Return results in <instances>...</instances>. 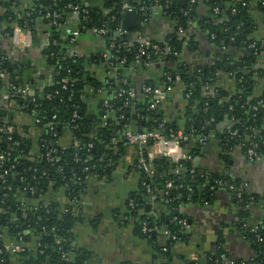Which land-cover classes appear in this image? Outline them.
<instances>
[{"label":"trees","instance_id":"16d2710c","mask_svg":"<svg viewBox=\"0 0 264 264\" xmlns=\"http://www.w3.org/2000/svg\"><path fill=\"white\" fill-rule=\"evenodd\" d=\"M30 1L29 8L16 13L19 0H0V38L10 36L14 26L33 35L36 22L42 20L51 24L46 14L55 13L58 24H51L54 29H62L64 20L73 22L79 33L104 28L106 32L100 36L105 42V51L83 58L78 54L70 55L60 42L51 43L42 53L51 69L50 81L42 88L34 87V96L29 92L21 93L23 88H33L30 75L26 73L29 64L12 66L0 54L1 101L5 99L1 105L0 125L9 124L8 118L14 112H21L33 121L40 120L35 125L40 134L35 145L24 126L14 129L10 140L8 135L0 133V152L9 154L0 164V176H3L0 178V228H7L13 238L30 242L32 232L38 239L37 246L25 253L10 254L2 249L0 264H88L92 259L91 251L72 246V229L81 215L72 208L67 212L63 209L67 207V200L83 194L89 178L109 179L116 168L123 153L120 131L125 124L131 125L133 110L123 107V98L113 99L112 93L128 89L122 80L126 81L130 68L142 73L155 69L159 74L157 86L180 88L186 102L179 124L165 121L161 115H156V110H149L154 98L144 91L136 95L133 107L140 131L156 130L167 139H175L187 157L174 162L167 156H156L147 164L151 174L138 169L136 163L134 168L140 175L138 191L128 198L125 211L118 215L130 222L134 234L152 247V264H175L172 248L175 242H186L188 237L186 229H181L178 223L184 220L187 224L182 207L209 201L214 191L210 186L215 180L233 184V192L239 193L240 209L260 201L264 209V198L258 199L242 182L217 174L200 176L195 165L205 147L215 142L223 153L238 149L244 156L251 144H256V157H264V90H256V80L264 77V69L257 65L264 57V44L253 38L256 22L250 14L251 5L255 4L264 17V0H192V3L189 0L184 7L179 0H102L97 6H88L83 0ZM70 4L77 6L80 12L74 15L68 8ZM126 6L135 10L139 23L135 29L117 36L114 28L121 23ZM140 7L146 8L145 11H140ZM155 7L173 23V29L162 42H152L162 48L169 47L171 52L159 57L148 49L150 58H141V63L136 65L134 56L139 41L134 34L141 29L142 22L149 21ZM200 7L205 9L204 15L198 14ZM193 26L206 34L217 51L212 63H184L185 51H194L191 35H187ZM252 43L256 45L251 47ZM235 52L239 53L237 58L233 56ZM104 54L111 60L105 59ZM110 64L115 69L112 79L92 76L89 71V67L104 69ZM175 77L179 78L178 82H174ZM145 86L156 87L151 80ZM106 99L110 105L108 111L103 107ZM11 101L14 108L7 106ZM47 123L54 127L55 137ZM221 124L227 127L221 129ZM63 135L70 138L66 146L58 143ZM202 136L207 137L206 145L198 142ZM89 144L91 147L87 146ZM32 147L37 148L36 154H31ZM49 150L56 151L52 161L45 156ZM143 154L147 158L146 153ZM84 168L88 170L85 172ZM168 182L171 183L169 189L166 188ZM29 187H34L35 195L28 193ZM218 189L223 188L217 186L215 191ZM55 192H61L66 202L63 203V199V204L44 205L40 198ZM32 203L42 208L31 212L28 208ZM23 209L27 210L25 217L21 216ZM46 209L51 211L46 214ZM12 214L16 218L14 222L10 219ZM143 223L152 230L149 234L142 232ZM238 224L241 226L240 222ZM258 234L262 239L258 242L253 234H246L253 243L254 254L243 264H264V220L258 226ZM172 235L176 236V241L171 240ZM221 242L218 235L210 264H223L221 257L225 252Z\"/></svg>","mask_w":264,"mask_h":264},{"label":"crops","instance_id":"0c3cea01","mask_svg":"<svg viewBox=\"0 0 264 264\" xmlns=\"http://www.w3.org/2000/svg\"><path fill=\"white\" fill-rule=\"evenodd\" d=\"M101 1L83 0L88 6L100 5ZM30 3V0H19L16 13L29 8ZM188 3L189 0H187ZM254 6L255 4L250 8V14L256 22L253 38L264 44V17ZM197 11L199 15H204L205 9L200 7ZM123 16L124 11L121 22L124 20ZM68 22L71 29H77L73 22ZM138 23L137 20L136 26L130 30L135 29ZM61 27L62 29H54L47 22L37 21L32 35V44L24 51H19L13 46L10 36L0 38V54L12 66L22 63L29 64L26 73L30 75L33 88L27 87L22 90L26 89L30 95L33 93L31 96L35 95V88H42L50 81L51 69L46 65L42 53L51 43L55 45L56 41L60 42L61 46L68 48L70 55L73 52V55L78 54L83 58L100 55L105 51V42L100 34L94 31L82 32L74 42L70 43L64 32V27ZM140 27L141 29L134 34L138 41L162 42L172 32L173 23L162 14L159 7H155L149 21L142 22ZM187 35H191L194 51H185L184 63L186 65L212 63L217 51L208 41L206 34L193 26L190 27ZM238 54L235 52L233 56L237 58ZM257 65L264 69V57L259 60ZM110 68H112L110 65L104 69L89 67V71L92 76L112 79L115 69L110 70ZM158 75L155 69L142 73L136 68H130L127 71L126 81L122 80V82L128 85V89H131L136 95H140L147 87L145 86L147 81L151 80L158 87ZM6 83L7 81L4 82V84ZM256 90H264V77L256 80ZM1 100L2 95L0 96V111L5 99ZM185 105L181 89L171 87L159 106L160 115L165 121L179 124ZM7 106L8 108L15 107L12 101L8 102ZM136 119L137 117L131 119V129L137 126ZM8 122L7 125L13 130L20 129L22 126L26 127L32 142L34 145L36 144L40 134L31 117L21 112H14L8 118ZM226 127V124L220 125L221 129ZM58 143L61 146L68 145L70 143L69 136L63 135ZM122 148L123 153L119 157L112 176L109 179L101 180L90 178L81 196L78 209L81 216L80 221L75 223L72 229L74 238L72 246L92 252V259L88 264H152L153 261L152 247L146 240L134 234L133 225L130 222L122 220L118 215L123 214L126 201L138 191L140 175L134 167L141 154L145 152L155 158L160 153L157 147L153 146L123 145ZM37 152V148L32 147L31 154ZM195 165L200 176L210 177L217 174L230 180L240 181L258 199L264 198V157L249 159L238 149H232L226 154L215 142L205 147ZM233 191L226 188L214 190L209 201L188 203L182 207V212L187 218L186 234L188 237L186 242L174 243L172 259L175 264H190L192 262L194 264H210L217 249L218 235L222 238L221 248L225 252V256L221 257L223 264L242 263L254 254L253 243L247 237L243 224L249 227H258L262 224L264 220L263 203L262 201L251 203L240 209L237 196L232 195ZM54 199L61 200L64 197L61 192H55L45 197L47 202ZM241 214L242 217L239 218L238 216ZM96 219L97 221L94 223ZM239 222L241 226L238 224Z\"/></svg>","mask_w":264,"mask_h":264},{"label":"built area","instance_id":"2783aa9c","mask_svg":"<svg viewBox=\"0 0 264 264\" xmlns=\"http://www.w3.org/2000/svg\"><path fill=\"white\" fill-rule=\"evenodd\" d=\"M193 2V1H191ZM68 8L72 11V13L74 15L78 14L80 12V9L77 6H73V5H68ZM132 8L126 6L124 7V11L125 10H131ZM146 8L144 7H140V11H145ZM84 14H86L87 12L85 10H82ZM46 18L49 22H51L52 25H57V15L55 13H47L46 14ZM147 21V20H145ZM144 21V22H145ZM69 22L67 20H64L61 22V26L64 27V32L68 37V41L70 43L74 42L76 37L79 35V30L78 29H71L69 24ZM95 32V31H94ZM106 31L104 28L99 29L98 31H96V33L102 35L104 34ZM114 32L117 34V36L120 35H124L127 33V31H125L122 26L121 23L117 25L116 28H114ZM11 38V43L13 44V46L18 49L19 51H24L26 49H28L31 44H32V35L30 34L29 31H25L22 28H20L19 26H14L13 27V31L10 35ZM256 44L252 43L250 46L254 47ZM262 45V44H261ZM114 45L111 44L110 48H113ZM148 49L154 54V55H158L159 57L162 56H166L168 54H170L171 49L169 47L166 48H162L160 47L158 44H155L151 41L148 40H140L139 41V45L137 48V52L134 56V62L136 65H139L141 63V58H145L146 60H148L150 58V53H148ZM103 57L105 59L111 60L110 56H108L107 54H104ZM124 60H121V63H123ZM111 66V64H110ZM168 80L170 81V78H168ZM179 78L175 77L174 78V82H178ZM171 89V86H167L166 88H162V87H146L144 89L145 93L147 94H151V96H153L154 100L150 103L148 109L149 110H156L161 102L164 101V99L167 96V93L169 92V90ZM27 92L26 89L22 90L21 93L25 94ZM1 96V93H0ZM3 97V96H2ZM112 98H123L124 99V103H123V107H129L133 112H135L134 110V104L136 102V94L131 90V89H126V90H116L112 93ZM109 100L106 99L103 102V107L106 108V110L108 111L110 108L109 105ZM259 104V103H258ZM121 119L122 116L120 117ZM35 125L40 123L39 119L34 120ZM47 128H49V131L51 132L52 137H55L56 134L53 133L54 127L50 124L47 123ZM13 132L12 127L6 125V124H1L0 125V133H4L6 135H8V140L11 139V137L9 136L11 133ZM120 134L122 136V140H123V145L125 146H153V147H157L158 152L160 153L159 155L162 156H167L169 157L172 161L174 162H178L179 160H183L186 159V155L182 152L178 141H176L175 139L171 138V139H167L165 138L160 132L156 131V130H143V131H138V132H134L133 129L130 128V125L125 124L123 126V130L120 131ZM178 136H181V133L178 132L177 133ZM235 133H232V135H234ZM183 139L185 140L186 137H183ZM198 142L201 145H204L207 142V137L206 136H202L198 139ZM88 147H91V144L87 145ZM257 145L256 144H251V146L247 149L246 151V156L249 159L255 158L257 156V151H256ZM56 153L55 150H49L45 153V156L48 158V161H52L53 160V154ZM147 155V158L144 156V154L142 153L139 160L137 161V167L138 169H143L145 172H149V168L147 166V164H149L153 157L152 155ZM9 156V154L7 152H0V164H2V162ZM13 168V167H11ZM88 170V168H84V171L86 172ZM176 172H178V169L176 170ZM150 174L152 173V171L149 172ZM88 175L85 176V180L88 179ZM0 178H3V176L1 175ZM90 179V178H89ZM88 179V180H89ZM222 187V188H226L228 190H234V186L233 184H230L228 182H224L222 180H215L214 181V185L210 186V190L213 191L216 189V187ZM171 187V183L168 182L166 184V188L169 189ZM28 193L30 195H35L36 191L34 189V187H29L27 189ZM147 192L150 193L149 189L147 188ZM81 195H79V197L73 196L71 197L69 200H67L64 198V202H66L67 207L65 209H63V212H67L69 210V208H72L74 210L79 209L80 203H81ZM236 196L239 197V193H236ZM44 197H41L40 199L44 202H42L44 205L51 203V202H60L62 203L63 199L59 200V199H54L51 201H46L45 198L42 199ZM62 203V204H63ZM37 203H32V206L30 208H28L31 212H35L39 209H41V206H35ZM35 206V207H34ZM130 206L133 207L134 205L132 203H130ZM51 210H45V213L48 214ZM21 216L25 217V214L27 212L26 209H23L21 211ZM10 219L14 222L15 215L12 214ZM178 223L180 224V228L181 229H186L187 228V224L185 223L184 220H179ZM29 226V225H28ZM243 228L246 229V232L249 234H253L255 236L256 242L261 241V237L258 234V227L254 226V227H249L246 224H243ZM28 229V228H27ZM153 230H156V228H154ZM152 230L146 227V224L143 223V228H142V232L145 234H149V232H151ZM167 235H169L167 233ZM37 236L33 235V233H30V239L31 241H25L19 238H13L11 236H9L7 228L2 227L0 228V254L2 253V249L6 250L7 252H9L10 254H21V253H25L28 250L34 249L38 242L36 240ZM171 240L176 241L177 238L176 236L172 235L171 236ZM166 248H163V251H165ZM64 257V255H63ZM233 264V263H232ZM243 264V263H241Z\"/></svg>","mask_w":264,"mask_h":264},{"label":"water","instance_id":"95a60500","mask_svg":"<svg viewBox=\"0 0 264 264\" xmlns=\"http://www.w3.org/2000/svg\"><path fill=\"white\" fill-rule=\"evenodd\" d=\"M180 2V6L184 7L187 4V0H179ZM124 20L121 22L122 23V28L126 29V30H130L132 28H134L136 26L137 20H138V16L135 12V10L131 9V10H125L124 11ZM110 27H113V24H110ZM71 55H73V52L71 53ZM112 68H110L111 70ZM31 95H33V93H31ZM156 115H160V110L157 108L156 109ZM136 117V112L132 113V118L135 119ZM140 125H144V122H141ZM133 131L134 132H138L140 131L138 126L133 127ZM233 196H236V192L232 193ZM190 223V222H189ZM200 262V261H199ZM202 263V262H200Z\"/></svg>","mask_w":264,"mask_h":264}]
</instances>
